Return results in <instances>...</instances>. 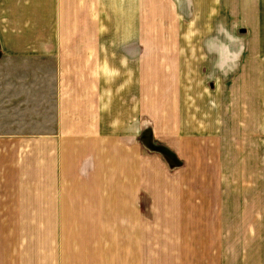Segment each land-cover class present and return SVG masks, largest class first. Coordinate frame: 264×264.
Returning a JSON list of instances; mask_svg holds the SVG:
<instances>
[{
	"label": "crops",
	"instance_id": "1",
	"mask_svg": "<svg viewBox=\"0 0 264 264\" xmlns=\"http://www.w3.org/2000/svg\"><path fill=\"white\" fill-rule=\"evenodd\" d=\"M216 1L0 0V264H264L261 207L226 193L195 125L218 116L185 120L183 61L233 45L183 21L261 22L259 0Z\"/></svg>",
	"mask_w": 264,
	"mask_h": 264
},
{
	"label": "rangeland",
	"instance_id": "2",
	"mask_svg": "<svg viewBox=\"0 0 264 264\" xmlns=\"http://www.w3.org/2000/svg\"><path fill=\"white\" fill-rule=\"evenodd\" d=\"M197 3L204 0H195ZM214 1V0H213ZM216 1V0H215ZM241 6L248 5L250 10L257 8V0H234ZM217 2V1H216ZM259 7L264 11V0H259ZM196 7V6H195ZM185 14V11H181ZM181 12H179L180 15ZM262 12L259 15L261 22L256 20L258 26L249 27L246 19L238 20L236 13L223 12L222 18H215L205 21L203 12H194L193 17H188V24L181 28L183 36H188V40L200 38L205 34V29H211L210 25H224V41L231 42L233 50L229 56L222 57V51H228L227 43L209 46L210 51L220 50L217 56H205L204 60H184L187 68V104L190 107L191 117L185 118L188 126L195 122V115H200L202 111L207 112L202 115L218 116L216 123H195L197 130L204 133L208 129V135L202 146L205 153L211 157L216 165V178L225 185L224 189L229 196L249 197L255 203L251 206L261 207L260 216L256 223L264 227V19ZM185 16V15H184ZM183 16V18H184ZM202 16V17H201ZM252 18V17H251ZM258 19V17L251 20ZM214 28L211 33H216ZM203 39L207 37H201ZM213 38V37H212ZM251 39V40H250ZM254 48L250 49V45ZM232 47V46H231ZM238 54V56H237ZM233 55V56H232ZM237 56V57H236ZM2 62L0 65H2ZM30 67L39 64L35 61H27ZM11 66H26L20 61H13ZM200 66V68H199ZM205 101H210L203 110ZM213 110V112L211 111ZM211 111V113H210ZM193 122V123H194ZM7 127L6 124L1 128ZM210 130L213 134H210ZM210 139L209 142H207ZM154 150L161 152L153 146ZM158 148L169 150L161 145ZM167 155L163 151L161 152ZM168 156V155H167ZM172 163L178 165L181 161L169 156ZM212 163V162H209ZM222 168H225L223 172ZM225 179L222 182L221 180ZM249 205V204H247ZM242 224V221H241Z\"/></svg>",
	"mask_w": 264,
	"mask_h": 264
},
{
	"label": "water",
	"instance_id": "3",
	"mask_svg": "<svg viewBox=\"0 0 264 264\" xmlns=\"http://www.w3.org/2000/svg\"><path fill=\"white\" fill-rule=\"evenodd\" d=\"M156 149L161 151V152L163 151L164 153H166L168 155V156L166 155L168 158H169V156L174 157L173 154L171 152H169V150H164V148H158V147H156ZM175 160H176V158H175Z\"/></svg>",
	"mask_w": 264,
	"mask_h": 264
}]
</instances>
